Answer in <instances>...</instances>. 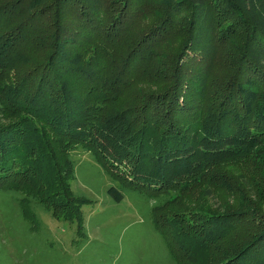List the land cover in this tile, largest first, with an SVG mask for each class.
<instances>
[{
    "label": "trees",
    "instance_id": "16d2710c",
    "mask_svg": "<svg viewBox=\"0 0 264 264\" xmlns=\"http://www.w3.org/2000/svg\"><path fill=\"white\" fill-rule=\"evenodd\" d=\"M152 59L161 65L151 69ZM141 78L151 85L139 88ZM0 89V113L18 115L0 122V186L24 169L33 175L30 159L52 163L36 170L48 174L46 196L8 189L24 216V199L33 208L66 196L76 169L68 147L81 145L100 163L137 160L136 181L159 186L153 208L202 184L233 195L222 211L198 203L173 213L177 264H264V0H0ZM52 128L70 138L53 146ZM233 162L252 167L251 186L219 173ZM108 192L124 198L114 185ZM75 197L62 219L80 225Z\"/></svg>",
    "mask_w": 264,
    "mask_h": 264
},
{
    "label": "rangeland",
    "instance_id": "374dc122",
    "mask_svg": "<svg viewBox=\"0 0 264 264\" xmlns=\"http://www.w3.org/2000/svg\"><path fill=\"white\" fill-rule=\"evenodd\" d=\"M147 23V19L139 22L136 30H146ZM177 45L178 43L175 42L172 48ZM38 49L33 48L34 55ZM160 65L159 60H151V69ZM25 67L18 69V75L20 77L22 75V79L29 70ZM136 82L139 88L150 84L146 78L138 79ZM154 83L155 81L152 85L156 86ZM2 94L3 91L0 89V95ZM131 96L132 92L124 94L119 102H116V107L122 106L121 103L128 101ZM2 115L4 114L0 113L1 123L10 122L14 117H18V115L8 116L6 113L4 117ZM52 130L50 133L48 130L46 132L53 146H57L59 141L63 143L70 138H56L59 134L56 129L52 128ZM39 139L44 146L43 135ZM68 148V154L75 160L76 169L75 175L69 182L63 184V190L68 187L66 196L61 195L55 201H46L44 197L43 205L37 204L34 206L35 209L32 208L33 203L29 198L24 199L22 205L25 208V216L22 214L21 207L14 200L15 193L8 191L10 186L14 185L20 191L26 192L28 196L33 193L46 196L53 190L48 186L42 187V179L45 182L46 178H49L48 174L40 179L36 174L37 169L43 173L49 166H52L48 159L45 167H42L44 162H40L41 157L30 159L34 165L32 172L34 177L31 172L24 169L22 175L14 176L6 181L4 186H0L4 188L0 190V264H84L82 262H89V264H177L175 253L171 252L168 246L173 238V224H169L170 219L174 218L173 213L188 205L199 208L198 203L205 205L204 208L217 207L222 211L226 203L234 202L233 195L229 196L226 188L213 186L212 194H208L207 187L202 184L192 190L183 200L180 196L174 198L175 194L170 193L173 200L166 199L163 203L159 202L158 207L153 208L156 203L155 199L159 198L160 191L157 190L159 186L147 188L148 186L140 180L136 181L138 179L133 176L136 172L134 165L137 164V160L126 161L127 164L122 162L121 165L119 164L120 167L112 166L107 159H105L107 163L97 161L91 149H86L81 145H71ZM40 150L42 151V148ZM63 150L66 151V149ZM135 155L139 154L135 153ZM62 159L64 158L60 148L56 152V158L53 159L54 165H56L55 161L61 162ZM256 164H264V160ZM219 170L220 174L225 175L226 173L233 180L240 179L242 176L247 178L249 186L253 184L250 176L254 170L246 163H228L221 166ZM257 183L264 189V177H257ZM113 185L124 194L120 202L115 201L108 192L109 187ZM76 195L82 197L80 208L83 213V224L80 225L67 223L62 219V215L67 213L66 206L74 205L72 203ZM251 195L254 197L255 193L251 192ZM167 198H169L168 194ZM46 202L56 206L55 209L58 210L59 216H54L53 207ZM154 222L164 225L167 233L166 239L162 235V230L159 231ZM176 227L181 228L178 223ZM83 228L87 230V236L81 232ZM79 237H83V240L78 241ZM80 242L84 244L83 248ZM179 251L178 248L177 252ZM84 252L88 260L83 261L79 254Z\"/></svg>",
    "mask_w": 264,
    "mask_h": 264
}]
</instances>
